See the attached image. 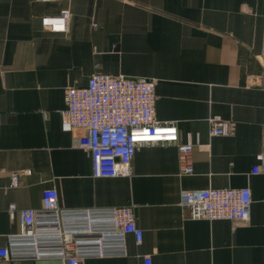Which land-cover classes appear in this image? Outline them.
<instances>
[{
	"label": "crops",
	"instance_id": "crops-1",
	"mask_svg": "<svg viewBox=\"0 0 264 264\" xmlns=\"http://www.w3.org/2000/svg\"><path fill=\"white\" fill-rule=\"evenodd\" d=\"M64 10L65 32L43 26ZM94 73L156 80L157 119L197 141L193 174L181 173L176 145L158 144L137 149L130 177L93 175L62 112L69 87ZM0 114V246L20 231L10 205L41 207L56 188L65 208L135 206L142 243L131 235L127 256L86 264H144L149 254L152 264H264V0H0ZM217 118L236 122L235 133L211 135ZM242 187L253 199L247 222L193 219L181 205L185 190Z\"/></svg>",
	"mask_w": 264,
	"mask_h": 264
},
{
	"label": "built area",
	"instance_id": "built-area-1",
	"mask_svg": "<svg viewBox=\"0 0 264 264\" xmlns=\"http://www.w3.org/2000/svg\"><path fill=\"white\" fill-rule=\"evenodd\" d=\"M69 16L64 10L59 15L44 16L42 23L52 32H65ZM157 99L156 80L152 78L94 73L87 84L69 87L62 129L79 131L77 146L90 152L95 177L132 176L137 149L158 144L176 145L181 173H194L192 153L197 141L191 134L183 141L176 122L157 119ZM236 126L234 121L212 119L210 134L233 135ZM257 158L264 163V129ZM260 171V165H255L251 172ZM20 175H12L11 186L20 184ZM252 202L249 187L185 190L181 195V205L193 219L209 221L247 222ZM17 210L20 231L9 234L7 243L0 246V262L54 258L62 264H86L89 257L127 256L131 235L137 244L143 241L133 205L65 208L59 203L58 190L48 188L41 207L18 209L12 203L11 214ZM144 264H152L150 254L144 256Z\"/></svg>",
	"mask_w": 264,
	"mask_h": 264
}]
</instances>
